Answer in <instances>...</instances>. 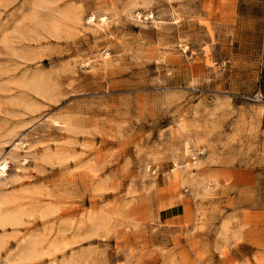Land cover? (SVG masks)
<instances>
[{
  "label": "rangeland",
  "instance_id": "obj_1",
  "mask_svg": "<svg viewBox=\"0 0 264 264\" xmlns=\"http://www.w3.org/2000/svg\"><path fill=\"white\" fill-rule=\"evenodd\" d=\"M17 139L0 264H262L264 0H0Z\"/></svg>",
  "mask_w": 264,
  "mask_h": 264
},
{
  "label": "bare ground",
  "instance_id": "obj_2",
  "mask_svg": "<svg viewBox=\"0 0 264 264\" xmlns=\"http://www.w3.org/2000/svg\"><path fill=\"white\" fill-rule=\"evenodd\" d=\"M91 20H92V16H91V18L88 19V21H91ZM106 24H107V20H106L105 16L102 15V16H100V20L98 21V23H96V27H98L100 29L101 28L103 29ZM102 57H103L104 60H106V58L108 57V53H104V55H102ZM57 121H54L52 123L53 124H58L61 127H64V123H65L64 121H61L62 123H60V121H58V122ZM11 145H12V149L11 150H13V153H9V151H7V150L0 149V181L1 180H6V178H7L6 177L7 176V172L9 170L10 165H11V161L14 158V154L16 152H18V150L23 149V147L25 145V141L22 140V139H17ZM184 148H185V153H187L188 152L187 151V145H185ZM20 162H25V158H22L20 160ZM177 169H178V165L175 164V167H174L173 170H171V172H174L175 173V171ZM149 171L151 172L152 169H151L150 166L147 165L145 167V173H147ZM152 175H156V170L155 169L152 171ZM200 182H202V181H198V184ZM204 187L207 188V186H204ZM204 187L200 186V189L202 190V192L199 191V194H206V192L209 193V192H212L213 191V190H210V189H206ZM209 188H212L213 189V187H209ZM0 204H1V202H0ZM0 216L3 217L4 219H7L5 216L14 217L15 214H10V215H5L4 216V215L1 214V211H0ZM14 223L16 224V222H14ZM32 256H35V252L33 251V248L31 246V244L22 245L19 248L18 252L16 254H14L12 256V258H6L5 262H6V264H15V262L17 260H22L24 258H30ZM262 256H263V259H262L261 263L264 264V254ZM81 260L82 259H80L79 261L82 263L83 260L82 261ZM84 264H88V263H84Z\"/></svg>",
  "mask_w": 264,
  "mask_h": 264
}]
</instances>
